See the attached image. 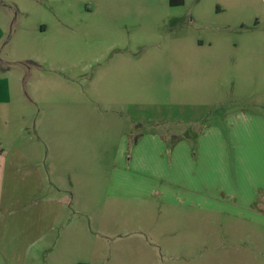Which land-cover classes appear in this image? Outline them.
Wrapping results in <instances>:
<instances>
[{"label":"rangeland","instance_id":"obj_1","mask_svg":"<svg viewBox=\"0 0 264 264\" xmlns=\"http://www.w3.org/2000/svg\"><path fill=\"white\" fill-rule=\"evenodd\" d=\"M171 1L0 0V148L33 146L65 200L49 263L264 264V218L211 193L228 167H137L182 142L203 166L211 132L233 159L238 114L264 122V0Z\"/></svg>","mask_w":264,"mask_h":264},{"label":"crops","instance_id":"obj_2","mask_svg":"<svg viewBox=\"0 0 264 264\" xmlns=\"http://www.w3.org/2000/svg\"><path fill=\"white\" fill-rule=\"evenodd\" d=\"M237 121L244 141L241 144L238 142L234 148L233 159L230 157L229 149L222 148L220 143L216 145L210 143L208 136L213 134L211 132L201 137L207 139V143L201 146V154H198V158L200 157L204 162L203 166L199 164L197 154H193V148L182 142L183 146L178 145L173 149L176 163L174 158L168 163L163 159L164 162L161 164L139 163L137 167H182L184 169L176 171L177 174L186 176L188 172L195 180L197 174L201 173L200 176L203 177L206 170L212 171L210 165L217 161V167H228V182L224 181L218 184L219 186H212L211 193L215 199L226 200L238 208L243 205L252 213L247 217L248 220L262 221L264 218V122L253 120L248 114H238ZM257 124L258 127H254ZM153 135L155 139H149L151 135L145 134L137 138L138 150H148L154 146L152 142L156 141V146L161 147L163 152L166 141L160 138V135ZM220 135L226 146L223 135ZM179 136L176 138H180ZM182 147L185 148V153L179 158L176 152ZM3 151L0 148V264H54L42 259L44 252L50 251V248L43 247L39 243L60 220L65 207L64 197L46 190L47 177L44 168L33 162L37 154L33 146L15 140L7 152L3 153ZM146 154L147 152L143 153V160L150 162ZM157 157L161 159L160 154ZM187 160L189 161L186 163ZM196 160L197 165L190 164V161ZM195 167H197L196 172ZM229 167L239 168L243 178L232 179ZM190 187L191 185L188 191L193 198L202 196V193L198 192L199 187L192 186L189 190ZM26 208L29 209L23 211ZM76 264L89 263L80 261Z\"/></svg>","mask_w":264,"mask_h":264},{"label":"trees","instance_id":"obj_3","mask_svg":"<svg viewBox=\"0 0 264 264\" xmlns=\"http://www.w3.org/2000/svg\"><path fill=\"white\" fill-rule=\"evenodd\" d=\"M171 3L172 4H175V3H183V0H172Z\"/></svg>","mask_w":264,"mask_h":264}]
</instances>
